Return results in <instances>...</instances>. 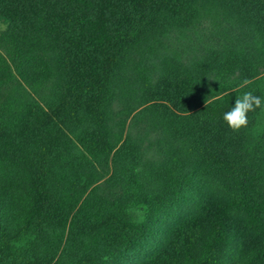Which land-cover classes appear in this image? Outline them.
Returning a JSON list of instances; mask_svg holds the SVG:
<instances>
[{
	"label": "trees",
	"instance_id": "1",
	"mask_svg": "<svg viewBox=\"0 0 264 264\" xmlns=\"http://www.w3.org/2000/svg\"><path fill=\"white\" fill-rule=\"evenodd\" d=\"M198 1L0 0V41L12 60L39 53L51 69L43 97L0 112V163L24 174L28 192L22 218L10 224L0 190V264H105L112 249L144 235V199L121 205L85 194L88 169L111 150L106 110L116 72L132 51L191 22ZM210 1L264 37V0ZM213 54L196 73L145 76L144 99L162 114L166 133L183 138L190 160L220 183L199 189L196 207L168 223L138 264H264V73L242 49ZM209 74L217 94L206 97ZM121 167L126 177L133 170ZM64 233V245L79 248L57 256Z\"/></svg>",
	"mask_w": 264,
	"mask_h": 264
},
{
	"label": "rangeland",
	"instance_id": "2",
	"mask_svg": "<svg viewBox=\"0 0 264 264\" xmlns=\"http://www.w3.org/2000/svg\"><path fill=\"white\" fill-rule=\"evenodd\" d=\"M4 29L0 21V37ZM8 49V44L0 41V112L5 113L15 110L24 100L43 97L51 82L46 56L33 53L19 62L12 60ZM239 49L245 51L259 73H264V37L226 4L199 0L191 22L168 27L142 51H132L116 72L106 110L111 150L90 165L91 184L85 194L92 192L121 205L142 198L149 210L143 213L147 221L144 235L127 249H112L105 264H138L144 260L158 247L166 225L196 207L199 189H214L220 183L218 177L190 160L183 138L166 133L162 114L144 99L145 76L169 68L196 73L213 61L214 51ZM236 75L237 72L230 77ZM201 90L206 97L217 94L212 74L207 76ZM123 164L133 167L127 177L121 173ZM134 176L137 180L130 179ZM0 190L7 222H17L22 218L28 196L24 174L0 163ZM128 214L137 215L133 210H128ZM66 239L64 233L56 249L57 256H67L79 248L70 243L65 246Z\"/></svg>",
	"mask_w": 264,
	"mask_h": 264
}]
</instances>
